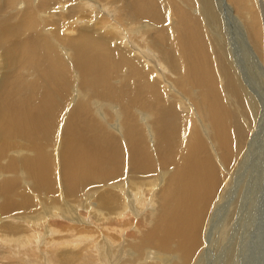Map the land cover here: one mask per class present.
Listing matches in <instances>:
<instances>
[{"label":"bare ground","instance_id":"bare-ground-1","mask_svg":"<svg viewBox=\"0 0 264 264\" xmlns=\"http://www.w3.org/2000/svg\"><path fill=\"white\" fill-rule=\"evenodd\" d=\"M263 25L264 0H0V263L242 264L264 208ZM232 134L247 150L221 163L245 182L215 160Z\"/></svg>","mask_w":264,"mask_h":264},{"label":"rangeland","instance_id":"rangeland-1","mask_svg":"<svg viewBox=\"0 0 264 264\" xmlns=\"http://www.w3.org/2000/svg\"><path fill=\"white\" fill-rule=\"evenodd\" d=\"M63 1H65V0H63ZM248 2H251V0H248ZM230 4H231V2H225L223 7L224 8H230L231 7ZM21 5L22 4H19L18 6L21 7ZM235 6L237 7V11L239 12V14H245L247 12H255L254 8H246V6H242V8H240V6H238V3H236ZM20 7H17L15 9V11H13V9H10V13L7 16V20H8V22H10L12 27H14L15 25L18 24V28H19L21 20L25 17V13ZM45 16L47 18H51L52 17L53 19H57L58 18V14H57L55 8L50 13H45ZM39 25H41L44 29L46 28L45 29L46 31H49V30L53 29L51 26H46V24L43 23V22H40ZM230 34L233 35V36L231 35V37H232V40H231L232 41V45H231V47L233 46L232 47V51H233V53H236V55H238V57H239L238 47H236L235 43H234L236 38H238V35L236 34V32L230 33ZM32 36H33V31L32 30H24L22 32V36L21 37H22L23 40H26L28 37H32ZM235 49H236V51H235ZM260 56H261V54H260ZM260 60H261V57H260ZM241 64H242V62H241ZM246 79L248 81V83H247L248 87L250 86L249 87L250 89H254L256 91V94L257 93L260 94V89L258 90L257 85H256V84H260L259 80L256 81V80H253V78L250 79L249 76ZM254 81H256V82H254ZM252 108H254L253 105H252ZM262 118H264V117H262ZM81 119L84 120V121H88V117H87L86 114L82 115ZM260 119H261V116L259 117V123H260ZM262 123L264 125V120L262 121ZM206 132H207V136L210 139L213 140V136L210 133V131L206 130ZM256 132H257V130H256ZM111 135L122 143V141H121L122 138L120 137L121 134H120V127L119 126H113L111 128ZM253 135H255V133ZM250 139H251L250 137L244 138L242 144L239 145L238 136L235 135V134H232V135L227 137L228 147L225 150H222L221 152L214 151L215 160H216V162H218L220 170L222 171L220 173L224 177L228 176V174L231 173L232 176H231V180L230 181H232V182L238 181V179L240 180L241 179L240 178L241 174L243 173L244 176H245L248 173L249 169L247 167H243V169L241 171L232 169L234 167V163L230 167H225L221 163L222 157H223L224 154H226L228 152H234V153L239 152V153L243 154L247 150V146H248V144L250 142ZM258 139H259V137L254 140V141H257V144H256L257 154L252 155L250 160H249V161H251V159H252V161H251L252 164L253 163H257L258 164V163H260V161L263 163V160H264V157H263V154H264L263 153L264 152V137L262 138V140L260 142L258 141ZM125 156H126V159H127L128 156H127V152L126 151H125ZM256 160H258V161H256ZM254 161H256V162H254ZM241 163H242V160L240 161L239 164L241 165ZM246 177H247V175L245 176V178ZM229 178H230V176H229ZM243 181L245 182L244 178H243L242 182ZM237 184H238L237 186H239V185L242 186V183H240V184L237 183ZM244 188H246V187H244ZM261 192H264V184L262 186ZM257 194H260V192H258ZM262 204H263L262 207H264V198L262 199ZM262 211H264V208H263V210L261 209V211L258 213L257 221L259 222V224H257L254 227V230L256 229V232H254L255 233L254 236L250 239V244H248V246L245 248V253L243 252L241 254L243 256V261H244L242 264H264V223L263 224L261 223V222L264 221V212H262ZM225 220H227V219H223L222 222H224ZM213 231L215 232V230H212V234H214ZM224 232L226 233L225 230H224ZM239 249H240V247L238 245L237 252H239ZM246 253H248V254H246ZM0 259H2L1 255H0ZM234 264H240V263L234 261Z\"/></svg>","mask_w":264,"mask_h":264}]
</instances>
